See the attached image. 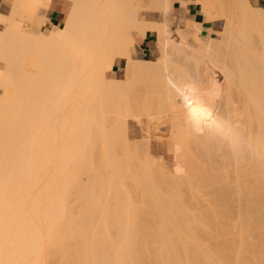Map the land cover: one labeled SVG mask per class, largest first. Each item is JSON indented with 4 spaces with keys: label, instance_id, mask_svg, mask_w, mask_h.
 <instances>
[{
    "label": "bare ground",
    "instance_id": "6f19581e",
    "mask_svg": "<svg viewBox=\"0 0 264 264\" xmlns=\"http://www.w3.org/2000/svg\"><path fill=\"white\" fill-rule=\"evenodd\" d=\"M11 1V15L0 13V264H264V159L192 133L177 94L197 87L264 141V8L182 1L205 15L188 20L193 46L171 35L174 0L146 1L160 22L141 15L143 0ZM54 5H65L63 26L24 29L22 16ZM149 32L156 60L134 37ZM118 58L125 78L112 80ZM130 117L147 122L135 145L148 151L150 123H164L175 179L132 146Z\"/></svg>",
    "mask_w": 264,
    "mask_h": 264
},
{
    "label": "rangeland",
    "instance_id": "374dc122",
    "mask_svg": "<svg viewBox=\"0 0 264 264\" xmlns=\"http://www.w3.org/2000/svg\"><path fill=\"white\" fill-rule=\"evenodd\" d=\"M147 0H143V5H142V11H141V15H143L145 17V19L147 20H150V21H162V16H160L159 14H156L154 12H151L148 10L147 6ZM228 2V0H223V2L226 4L225 5V9L226 7L229 8V12L231 10H233L234 8L230 9V2L231 0ZM10 2H12L10 0ZM217 3H219L218 7L221 5V2L220 0H216ZM252 5L257 7L254 2L252 1ZM62 7V10L65 9V5H58V7ZM177 8L179 7V4L176 5ZM199 10L201 11V7L199 6ZM0 13L9 17L12 13V9H11V5L8 7V8H4V6L2 5V0H0ZM178 11H173L172 12V15H173V18H174V22H173V25H172V28H171V35L172 37L174 38L175 41H181V40H187V42L191 45L194 46V40H193V32L191 30H189L187 28V30H182L183 31V34L184 35H181L179 33V30H181L180 28L183 27V18L179 17L178 15ZM22 19H23V26H24V29L28 32V33H31L33 34L32 32L34 31V29H39L42 24H44V19L42 18L41 14H36L34 15L33 19H29L28 16H22ZM205 19V15L203 14V20ZM202 20V21H203ZM33 21V22H32ZM182 21V22H181ZM63 26V25H62ZM0 31H4V27L2 25H0ZM134 37L137 39V41L139 42V47H140V44L142 42L141 40V37L139 36L138 33H134ZM157 38V35L155 33H152V40H153V43H152V47H151V51L146 53L145 56L142 55V57L146 60H156L158 59V57L160 56L159 53H158V49L156 47V44H155V40ZM197 46H199L197 44ZM119 61L122 62L121 64H119ZM28 67L32 68L31 65L29 66V64H27ZM126 65V61L125 60H118L117 63L114 65L113 67V72L110 73V76L109 78L112 79V80H123L125 78V72L123 71V68L124 66ZM28 69V68H27ZM2 94V91L0 90V95ZM128 122H129V138H130V143H132V146H133V143L134 145L139 144L142 145L143 140L144 141H147L144 139V136H147L149 135V131L145 130L147 128V122L144 120V122L142 124L138 123L137 120H135V118H128ZM109 129L112 128L111 126V123L109 124ZM150 125L152 126V139H151V143H150V149L149 151L147 150L146 147H143V146H134L135 148H138L139 150L142 149L141 151H137L138 154L140 153H144L143 152L144 150H146V153L149 152L153 158H155V162H156V165L158 167L159 165V169H160V166L162 165V163L165 165V166H161L162 170L163 171H166L167 174H165L166 177H173V179L176 178V173H177V148H176V143L177 141L174 140L173 137H166L165 135H162L160 134V132H163L164 130V123L161 121H156L154 123H150ZM132 141V142H131ZM141 142V143H140ZM179 142V141H178ZM180 143V142H179ZM182 145L185 147V152H188V150L186 149L187 148V144L184 143V142H181ZM98 151L101 153V146L99 145L98 147ZM140 152V153H139ZM120 153V152H119ZM189 153V152H188ZM142 154H141V157H142ZM143 154V157L144 156ZM191 154V152H190ZM120 155L119 159L120 160H124V157ZM163 161V162H162ZM181 164L183 166V170L185 171H191V168H189V165L186 163V162H182L181 161ZM162 171V172H163ZM207 173V174H206ZM202 174V175H201ZM199 173L198 175H196L199 180H201L202 182L207 180L210 175L207 171L203 172V173ZM205 174V175H204ZM175 175V177H174ZM209 175V177H208ZM207 176V177H206ZM205 177V179H204ZM202 178V179H200ZM207 178V179H206ZM169 179V178H168ZM171 179V178H170ZM216 187L218 189H214V192L215 193H218L219 194V185ZM218 191V192H217ZM217 194V195H218ZM182 195H185V198L187 199V201L189 202L188 204L189 205H192V203L189 201V195L187 194V191H184ZM73 201V207L75 209V212H78V210L80 209L81 205H80V202L75 198L73 197L72 199ZM192 214L194 216H198L199 217V211L196 210L195 208H193L192 210ZM209 248H213V249H218L219 246L218 245H213V246H210Z\"/></svg>",
    "mask_w": 264,
    "mask_h": 264
},
{
    "label": "clouds",
    "instance_id": "9594fccd",
    "mask_svg": "<svg viewBox=\"0 0 264 264\" xmlns=\"http://www.w3.org/2000/svg\"><path fill=\"white\" fill-rule=\"evenodd\" d=\"M177 94L182 102L185 125L190 126L192 133L211 140L218 138L236 155L247 153L264 159V141L257 144L252 138H246L242 125L216 113L197 87L191 86Z\"/></svg>",
    "mask_w": 264,
    "mask_h": 264
},
{
    "label": "crops",
    "instance_id": "0c3cea01",
    "mask_svg": "<svg viewBox=\"0 0 264 264\" xmlns=\"http://www.w3.org/2000/svg\"><path fill=\"white\" fill-rule=\"evenodd\" d=\"M184 0H174V5H170L169 10H168V14H167V19L170 22V24L174 22V18L172 15L173 11H178V15L179 17L183 18L184 22H183V27L180 28L181 30H187V23H190L191 21L188 20H192V22H201L203 20V8L201 5L197 4H189L188 6H183L181 3ZM254 2V4L257 7L260 8H264V0H251ZM177 4H179V7L177 8ZM2 5L4 6V8H8L11 5L10 0H2ZM199 6L201 7V11L199 10ZM63 7V6H62ZM62 7H58V5H54L51 8H48L47 10H45L43 13H41L42 18L45 19H49L51 22H55L53 24L58 25V26H62L63 25V19H64V11L62 10ZM173 19H171V18ZM61 22V23H60ZM182 22V21H181ZM172 28V26H171ZM153 43L152 40V33H148L147 36L142 40L140 46V50L142 55L145 56L146 53L151 51V45ZM155 44H156V40H155ZM157 47V46H156ZM158 49V48H157ZM119 60H123L118 58ZM118 59L116 60V63L118 61ZM122 62L119 61V64H121Z\"/></svg>",
    "mask_w": 264,
    "mask_h": 264
}]
</instances>
